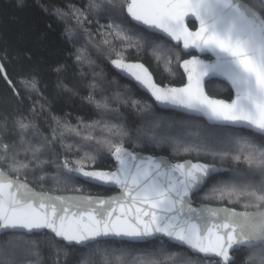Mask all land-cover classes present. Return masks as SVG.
<instances>
[{"label": "snow or ice", "instance_id": "obj_1", "mask_svg": "<svg viewBox=\"0 0 264 264\" xmlns=\"http://www.w3.org/2000/svg\"><path fill=\"white\" fill-rule=\"evenodd\" d=\"M260 2L259 11L247 0H87L83 9L68 5L67 10H52L56 19L64 22L70 16L80 28H85L92 17H106L107 36L121 41L119 51L107 38L103 41L106 50L115 53L110 58L113 68L134 80L158 104L202 116L215 127L189 132V136L195 135L194 142L181 141L163 130L173 128V122L150 113L140 128L130 129L120 121L119 109L113 108L107 97L96 99L98 83L93 79L84 99L113 114L117 122L104 124L107 134L103 137L91 134L99 121L79 124L89 130L83 139L106 146L114 160V167L104 170L93 167L100 155L99 149L91 150V145L75 161L49 158L58 140L57 128L76 135L81 132L53 116L56 127H51L50 136H43L35 123L38 101H33L30 114L19 110L11 124L4 117L0 121V264H41L39 244L44 241L37 236L44 237L54 249L55 264H60L61 253L64 257L72 254L68 264H95L83 259L85 249L88 256L100 257L99 264H129L125 254L135 249L115 248L113 244L153 240L157 243L152 250L133 256L131 264H166L160 259L167 251L164 238L182 249L168 254L172 264H236V252L253 249L264 253V0ZM17 6L22 8L24 0H17ZM66 33L71 35L67 28ZM145 45L152 48L158 62L163 55L170 76L180 75L172 67L175 52V61L187 82L179 87L159 83L143 63L126 58L129 48L139 52ZM180 47L189 59L181 61L176 51ZM193 50L208 58L193 55ZM84 59L78 50L76 62L82 64ZM65 70L64 65L54 68L58 75ZM0 76L18 101L23 100L21 89L29 99L42 94L40 79L35 75L21 77L18 88L0 63ZM214 77L230 85L233 95L228 100L205 91L206 78ZM57 87L72 91L63 81H58ZM115 98L143 110L138 101L119 92ZM44 110L45 105L40 103V112ZM241 129L249 135H242L238 131ZM59 135L62 137L63 132ZM33 138H37L35 143ZM145 140L158 146L171 142L177 150L182 146L183 151L198 155L243 161L246 170L232 168L229 179L224 180L218 175L222 170L212 163L171 162L125 146ZM60 143L63 145L62 139ZM67 148L70 151L72 145ZM81 150L78 146L77 151ZM49 165L73 187L82 178L118 191L106 199L53 196L33 190L20 179L21 175L38 172V179L44 181ZM201 192L204 199H226L256 211L196 206L194 197ZM253 258L249 255L246 259ZM260 260L264 264V255Z\"/></svg>", "mask_w": 264, "mask_h": 264}, {"label": "trees", "instance_id": "obj_2", "mask_svg": "<svg viewBox=\"0 0 264 264\" xmlns=\"http://www.w3.org/2000/svg\"><path fill=\"white\" fill-rule=\"evenodd\" d=\"M247 3L258 11L261 10L260 0H247ZM86 4L87 0H24V6L21 8L17 6V0H0V61L4 64L9 79L18 88L20 87L19 80L21 77L35 75L40 79L42 92L40 96L34 94L32 99H29L21 89L20 95L23 100L22 102L18 101L17 97L12 94L8 83L0 76V121L4 117H8L9 124H11L12 119L19 110L23 109L26 114H30L29 110L33 101H38L39 103L36 104L38 115L35 123L43 136H50L51 127H56L51 119L53 116L60 118L62 123L66 121L71 128H78L81 132V135H76L73 131L57 128L58 140L49 158L58 156L62 160L67 157L69 161H75L83 156L84 151L88 150L89 145H91L92 151L99 149L100 159L93 166L98 169H112L115 165L114 161L108 155L106 146L83 139L84 135L89 134V130L85 129L79 122L92 124L99 121L91 130V134L95 137H103L107 134L104 124L116 123L117 120L113 114L95 108L84 99L91 91L88 83L93 79L98 83L94 93L96 99L107 97L112 107L119 109L120 121L130 129L140 128L146 122L145 117H148L150 113L165 122H173V128L163 130L181 141L194 142L196 137L195 135L189 136V132L194 133L199 128L215 127L202 118L158 108L147 93L111 68L110 58H114L115 53L106 50L108 46L104 44V38L110 40L112 42L111 46L115 47L117 51L121 48V41L114 39L112 36H107L108 30L105 26L109 21L106 17L90 18L91 22L85 25L87 29L85 31V28L77 26L70 16L66 17L64 22H61L52 14V10L55 8L67 10L68 5H75L76 8L83 9ZM45 8L48 11H45ZM190 26L194 27L193 24H190ZM66 28L71 35L66 33ZM156 43L158 44L160 41L157 40ZM171 44L173 43L171 42ZM78 50L82 51L85 57L82 64H78L75 60ZM176 51L180 53L181 61L189 57L182 52L181 47ZM127 52L126 58L130 61L145 63L153 72L157 82L175 86H181L185 83V76L175 61V52L172 53V67L180 74L178 76H170L165 71L163 55L161 61L158 62L154 57L152 48L147 45L139 52L135 48H129ZM164 54L166 55L167 52ZM89 61L92 63H89ZM57 65H64L66 70L58 75L54 71ZM81 72L84 73L83 76H81ZM93 73L96 75L94 76ZM58 81L66 83L72 91H64L62 88L57 87ZM207 91L211 96L227 100L233 95L231 87L220 80L208 82ZM117 92L124 97L138 101L140 108L143 110H138L124 104L122 100H117L115 98ZM40 103L45 105L43 112H40ZM238 131L242 135H249L247 130L241 129ZM60 132H63L62 137L59 135ZM36 139L33 138L34 143ZM61 139L63 145L60 143ZM67 145H72L70 151ZM78 146L82 148L81 151H77ZM125 146L143 153L164 155L172 160L184 161L191 159L223 166L227 170L219 176L224 180L229 179L231 175L229 170L232 168L246 170L243 161L237 162L231 158L212 157L204 153L198 155L195 151H183L182 146L177 150V146L171 142L158 146L145 140L138 145L126 143ZM5 170L7 171V169ZM9 174L12 175L10 172ZM39 174L38 172L35 174L29 172L26 177L21 175L20 179L29 182L38 190L52 193L109 195L116 192L114 189L90 184L81 179L73 187L72 183L65 182V177L52 165L47 166L44 181L38 179ZM194 200L199 203L228 206L239 210H256L255 208L245 209L239 204L229 203L226 199H204L203 192L195 196ZM36 239L44 241L39 244L41 264H55L56 254L54 249L48 245L44 237L37 236ZM165 241L167 251L163 256H160V259L166 261V264H172L168 254L182 251V249L167 240ZM156 243L153 240L151 243L133 245L130 242L121 244L117 241L113 244V247L134 248L135 251L131 254H125V259L131 264L133 256L141 255L145 249L152 250V245ZM233 255L236 264H261L260 257L264 253L248 249L236 252ZM249 255H254L255 258L246 259ZM71 259V253L67 257H64L63 253L60 254V264H68ZM83 259L94 261L95 264L100 262L99 256H88L86 249L84 250Z\"/></svg>", "mask_w": 264, "mask_h": 264}, {"label": "water", "instance_id": "obj_3", "mask_svg": "<svg viewBox=\"0 0 264 264\" xmlns=\"http://www.w3.org/2000/svg\"><path fill=\"white\" fill-rule=\"evenodd\" d=\"M190 26V25H189ZM191 27V26H190ZM157 35H159V36H161L162 34H157ZM167 39V38H166ZM173 44L175 43V42H172ZM181 50H182V52L184 53V50L182 49V47H181ZM193 55H200L201 56V58L202 59H206V58H208V56L207 55H201V54H199V53H196L194 50H193V53H192ZM190 57H187V58H185V59H189ZM184 60V59H183ZM182 60V61H183ZM135 62H140V63H143V62H141V61H135ZM0 63H2L1 61H0ZM144 65H145V67H147L148 69H149V71L153 74V72L151 71V69L145 64V63H143ZM110 66H111V68L116 72V73H118L120 76H122L123 78H125V79H127V80H129V81H131V82H133V83H135L136 84V82L134 81V80H131L130 78H128V77H126V76H124V75H122V74H120L119 73V71L118 70H116L115 68H113V66L110 64ZM181 71L183 72V69L181 68ZM153 76H154V74H153ZM9 78V77H8ZM154 78H155V76H154ZM156 79V78H155ZM185 79H186V76H185ZM212 80H220V81H223V82H225V83H227L225 80H223L222 78H219V77H214V78H212V79H207L206 78V80H205V91L208 93V91H207V83L208 82H211ZM187 81L185 80V83H186ZM228 84V83H227ZM137 85V84H136ZM171 86H175V85H171ZM182 86V85H181ZM230 86V85H229ZM137 87L138 88H140L138 85H137ZM177 87H179V86H177ZM142 91H144L145 93H147L150 97H151V95H150V93H148L146 90H144V89H142V88H140ZM209 94V93H208ZM210 95V94H209ZM214 97V96H213ZM152 98V97H151ZM214 98H218V97H214ZM153 99V101L155 102V104L157 105V107L158 108H160V109H163V110H172V111H176V112H179V113H182V114H185V115H188V116H193V117H199V118H202V119H204L208 124H209V122L206 120V118H204V117H202V116H199V115H196V114H193V113H188V112H186L185 110H183V109H179V108H174V107H165V106H162V105H160V104H158L155 100H154V98H152ZM218 99H224V98H218ZM224 100H227V99H224ZM214 126V125H213ZM130 150H132V151H135V152H138L139 154H141V155H145V156H147V155H152V156H154V157H157V158H165V159H167V160H169V161H171V162H183V161H178V160H172V159H170L169 157H167V156H164V155H156V154H152V153H143V152H140V151H138V150H134V149H130ZM188 160H191V159H188ZM114 161V160H113ZM185 161V160H184ZM194 161V160H193ZM199 162H201V161H199ZM202 163H204V162H202ZM114 164H115V162H114ZM215 165V164H214ZM217 168H219V169H221L222 171L219 173V174H221V173H224L227 169L225 168V167H223V166H219V165H215ZM104 170H109V169H104ZM218 174V175H219ZM10 175V174H9ZM22 181H24V182H26V183H28L29 184V186L30 187H32L33 188V190H35V191H37V192H44V193H48V194H50V195H53V196H83V197H93V198H109V197H111V196H114V195H116V193H117V189H115V188H113V187H108V186H101V187H104V188H107V189H114L116 192H114V193H112V194H109V195H92V194H84V193H63V194H60V193H52V192H46V191H41V190H38V189H36V188H34L29 182H27V181H25V180H23V179H21ZM81 180H83L82 178H81ZM84 181V180H83ZM88 183V182H87ZM90 184H92V183H90ZM95 185V184H94ZM99 186V185H98ZM194 204L196 205V206H200V205H207V206H210V207H228V206H218V205H211V204H208V203H199V202H196L195 200H194ZM228 208H232V207H228ZM236 211H256V210H239V209H235ZM46 231V230H45ZM165 240H167V238H164ZM169 242H171V241H169ZM138 243H148V242H137V243H135V244H138ZM171 243H173L174 244V242H171ZM217 259H219V258H217Z\"/></svg>", "mask_w": 264, "mask_h": 264}]
</instances>
